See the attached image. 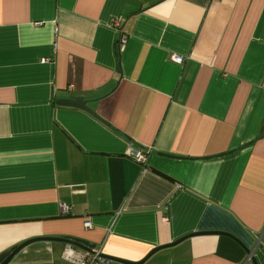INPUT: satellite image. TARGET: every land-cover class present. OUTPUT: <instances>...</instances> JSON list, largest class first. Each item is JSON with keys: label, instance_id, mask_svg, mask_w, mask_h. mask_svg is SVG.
<instances>
[{"label": "crops", "instance_id": "1", "mask_svg": "<svg viewBox=\"0 0 264 264\" xmlns=\"http://www.w3.org/2000/svg\"><path fill=\"white\" fill-rule=\"evenodd\" d=\"M39 237L264 264V0H0V254Z\"/></svg>", "mask_w": 264, "mask_h": 264}, {"label": "built area", "instance_id": "2", "mask_svg": "<svg viewBox=\"0 0 264 264\" xmlns=\"http://www.w3.org/2000/svg\"><path fill=\"white\" fill-rule=\"evenodd\" d=\"M114 24L117 25V23ZM122 41H125L124 37L122 38ZM173 60L175 62H180L182 58L180 56H173ZM127 153L137 161H142L146 158V153L136 148L130 147ZM64 210H67V206L64 207ZM84 227H90V222L86 221ZM63 256L70 264H108L106 258L103 257L102 254H100L99 249H96L95 247L91 248L90 251H85L75 249L72 244L66 243L63 249Z\"/></svg>", "mask_w": 264, "mask_h": 264}, {"label": "water", "instance_id": "3", "mask_svg": "<svg viewBox=\"0 0 264 264\" xmlns=\"http://www.w3.org/2000/svg\"><path fill=\"white\" fill-rule=\"evenodd\" d=\"M62 104H66V105H73V106H78L81 108H84L86 110H89V108H87L85 101H83L81 98L77 97L75 99L72 100H65L61 102ZM93 113V111H91ZM94 114V113H93ZM37 240H55V241H61V242H65V243H70L73 245L74 248H79L81 250H85V251H90L91 248H93V245H90L87 241H84L82 239L79 238H70V239H63V238H50V237H39L36 239H31L25 243H22L19 246H16L14 248H12L10 251H7L5 253L0 254V264H9L10 260L12 259V257L15 255V253L22 248L24 245L33 242V241H37ZM110 258L112 260H117L114 259L112 257H106V260H110ZM253 261V260H252Z\"/></svg>", "mask_w": 264, "mask_h": 264}]
</instances>
